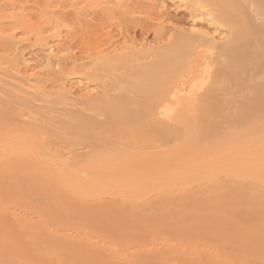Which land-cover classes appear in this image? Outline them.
<instances>
[{
    "label": "rangeland",
    "instance_id": "1",
    "mask_svg": "<svg viewBox=\"0 0 264 264\" xmlns=\"http://www.w3.org/2000/svg\"><path fill=\"white\" fill-rule=\"evenodd\" d=\"M30 1L43 6L54 4L56 0ZM130 1L126 14L123 10L108 18L105 12H98L89 22L77 18L72 10L59 11L64 17L58 29L64 31L60 47L65 43L68 48L71 46L72 52L69 51L67 59L55 69H36L39 72L36 78L42 79V86L48 92H55L56 85L69 86L67 80L73 77L66 79L63 74L69 71L70 56H86L104 50L112 41L115 45L121 44L125 36L158 50L172 46L177 34L189 27L188 11L175 9L173 0ZM161 1L166 2L164 8L160 7ZM39 17L34 20L36 26L41 20ZM155 18L160 19L159 22L154 21ZM109 25L111 28L107 29ZM39 26L50 43L57 40L58 30H50V24ZM108 31H114L110 34L114 39H109ZM229 41L235 53L241 46L255 41V37L245 33L237 38L229 36ZM19 47L16 52L19 62L23 58L32 66H38L45 57L34 40ZM6 48L7 44L0 41V63L9 60H1L8 53ZM132 65L125 61L99 74L102 77L114 75L106 79L115 89L110 98L123 100L131 112H137L148 109L151 101L134 88L133 76L139 66L132 68ZM3 67L0 74L15 73L10 65ZM246 70L235 80L219 73L207 95L201 98L196 126L184 143L178 142L173 134L168 143L137 138L133 134L136 125L110 130L105 125L107 116L99 115L92 103L95 97L75 108L34 102L33 95L25 96L29 100L25 103L1 94L0 99L9 103L17 117L14 125L0 132V264H264V188L249 182H225L224 176H221V184L226 188L221 190L206 185L200 193H195V186L180 192L170 186L172 180L181 181L184 173L200 172L210 163L223 166L245 162L246 158L253 163L261 160L264 132H258L256 127L264 124V116L258 121L250 118L237 123V115L239 104L253 94L255 78L264 74V58L258 69L248 64ZM82 77V80L86 78ZM71 82L77 86V82ZM77 88H74L75 94ZM213 101L217 102L218 109L210 113L209 105ZM87 108L90 110L85 111ZM28 111L46 115L43 139L50 142L47 146L52 150L76 152L77 166L72 171L77 181L93 182L99 177L95 164L90 162L104 153L124 158L138 156L144 163L139 166L136 177L132 172L130 176L135 178L137 187L143 186V194H148L145 204L134 206L124 201L121 194H104L89 202L80 198L64 201L43 198L30 192L28 179L38 172L31 168L32 161L27 159L25 151L29 138L23 130L33 126L23 118V113ZM77 114L95 118L103 127L86 132L80 127ZM145 116L146 113L141 122H153V117ZM211 124L216 128L212 129ZM28 160L32 165L29 168ZM184 193L189 197L181 200L179 197ZM243 193H246L244 197ZM202 200L210 201L209 206L197 209V202ZM232 201L233 206H228ZM64 210L70 215L65 216ZM209 217L217 218L209 220ZM119 220H122L120 225Z\"/></svg>",
    "mask_w": 264,
    "mask_h": 264
},
{
    "label": "bare ground",
    "instance_id": "2",
    "mask_svg": "<svg viewBox=\"0 0 264 264\" xmlns=\"http://www.w3.org/2000/svg\"><path fill=\"white\" fill-rule=\"evenodd\" d=\"M148 1L152 0H146V2ZM129 2L131 1L56 0L54 4L47 3L42 6L30 0H0V41L5 42L8 46L5 49L8 53L5 57H1V60L9 58L7 62H1L0 66L4 68L3 66L8 64L12 67L11 71L15 72H11V75L5 72L0 74V95L4 94L25 103L29 100L24 97L33 95L34 102L51 103L59 107L74 106L75 108V105L79 103L82 105L81 103L88 102L95 97L97 99H94L92 103L97 107L99 115L107 116L105 125L112 131L136 125L137 128L133 134L137 138L145 137L151 139V142L168 143L169 136L173 134L178 142L187 141L196 126L195 118L199 112L201 98L207 95L209 88L217 81L220 74L230 80H235L238 79L239 74L247 72L248 64L259 68V64L264 58V31L262 30L264 26L257 18L262 7V0H173L172 4L174 3L175 9L188 11L191 21L187 30H182L177 34L172 46L156 50L146 42L135 43L136 41L133 42L132 39L129 37L127 39L125 36L124 42L121 44L115 45V41H112L106 49L86 56H77L72 53L74 56H70L69 65H67L69 71H63V73L65 72L63 75L67 76L66 79L73 77L67 80L70 83L69 86L56 85L55 92H48L42 86V79L36 78L39 74L36 69L38 67L44 71L55 69L61 66V63L67 59L65 57L72 52L71 46L68 48L65 43L60 47L64 40L62 39L64 31L58 29H60L64 17L60 16L59 11L72 10L77 18L81 17L89 22L92 16L98 12H105L109 16L108 18L114 17L117 13L121 14L123 10L125 11L123 13L126 14V8L130 7ZM165 3V1H161L160 7L164 8ZM4 12L8 14L5 15ZM38 16L41 19L39 25L50 24V30H58L55 42L50 43L44 36V30L38 29L37 27L40 28V26L35 25L34 20ZM15 17H20V19ZM156 20L159 22L158 18L154 19V21ZM159 24L161 25V23ZM110 28L111 25L107 27V29ZM67 29L70 31L69 28ZM112 32L114 31H108V35L110 36ZM245 33H252L255 41L248 42L234 53L231 49L229 36L237 38ZM110 38L114 39V36L112 35ZM30 40H34L41 51L45 52V57L38 66H32L23 58L21 62L16 59L19 45ZM58 45L59 47H57ZM154 58L155 60H152ZM125 61L134 64L132 68L139 66L133 76V85L140 94L142 93L151 101L146 110L131 112L123 100H112L111 92L115 89L110 87L106 79L115 76L102 77L99 74L101 71L107 68L111 69ZM9 70L8 72H10ZM82 76H86V78L82 80ZM256 79L252 96L238 106L237 123L250 118L258 121L264 116V74ZM71 81H75V84L77 82L76 90L79 94L74 93V88L77 86L74 87ZM217 109L218 104L213 101L209 105L210 113ZM88 110L90 109H85V111ZM33 112L23 113V118L33 125L23 132L28 134L29 138L25 143L27 146L26 156L27 159L29 157L35 168L31 167L29 160L26 166L27 168L30 166L38 172L28 179L30 192L43 198L49 197L61 201L80 198L89 202L95 201L104 194H121L124 201L128 200L134 206L145 204V197L148 194H143V186L137 187V183L133 181L135 178L132 179L130 176V172L135 176V173L140 170L139 166L144 163L137 158L138 156L124 158L119 154L104 153L90 162L95 164L99 177L93 182L77 181V175L72 171L77 166L76 152L52 150L49 145L47 146L46 144L50 142L44 140V130L47 126L45 124L47 119H44L46 115L43 116V112ZM144 112L146 116L153 117L152 123L140 121L141 117L145 115ZM48 113L51 114L49 111ZM16 117L17 114L9 107V103L0 99V132L4 127L14 125ZM77 118L80 121V127L86 132L96 131L103 127V123L100 124L95 118L90 119L83 114H77ZM262 125L264 124L256 127L258 132L260 130L264 132ZM211 127L212 129L216 128L213 124ZM245 160L242 163L223 166L210 163L200 172L184 173L181 181L172 180L170 186L177 187L180 192L189 191L191 186H195L197 187L195 193H200L201 188L206 185H212L221 190L226 188L221 184V176H224L225 182L230 180L242 184L249 182L264 188V183H262L264 169L261 167L260 159L257 160L258 163L251 162L249 158ZM31 168L30 170H32ZM15 180L18 181L19 178ZM116 189L122 190V192ZM171 192L173 191L171 190ZM186 193L181 194L179 198L183 200L187 196L189 197V195H185ZM245 194L243 193V197ZM197 203L196 207L199 209L208 207L210 201L202 200ZM227 205L233 206V201ZM54 211L56 210L54 209ZM64 212L65 216L70 215L69 211L64 210ZM64 212L62 213L64 214ZM215 218L209 217V220ZM122 220L117 223L120 225Z\"/></svg>",
    "mask_w": 264,
    "mask_h": 264
},
{
    "label": "snow or ice",
    "instance_id": "3",
    "mask_svg": "<svg viewBox=\"0 0 264 264\" xmlns=\"http://www.w3.org/2000/svg\"><path fill=\"white\" fill-rule=\"evenodd\" d=\"M257 18H258L260 24L262 26H264V0H262V7H261V10H260ZM262 127H264V125H262ZM260 164H261L262 169H264V153H262V155H261ZM262 183H264V178H262Z\"/></svg>",
    "mask_w": 264,
    "mask_h": 264
}]
</instances>
